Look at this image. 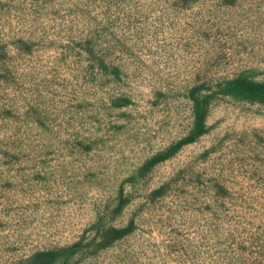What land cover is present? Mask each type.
<instances>
[{
  "label": "rangeland",
  "instance_id": "obj_1",
  "mask_svg": "<svg viewBox=\"0 0 264 264\" xmlns=\"http://www.w3.org/2000/svg\"><path fill=\"white\" fill-rule=\"evenodd\" d=\"M247 79L264 0H0V264H264Z\"/></svg>",
  "mask_w": 264,
  "mask_h": 264
},
{
  "label": "trees",
  "instance_id": "obj_2",
  "mask_svg": "<svg viewBox=\"0 0 264 264\" xmlns=\"http://www.w3.org/2000/svg\"><path fill=\"white\" fill-rule=\"evenodd\" d=\"M237 89H240L241 93L247 94L249 97H259L260 95L264 94V84L255 83L247 80H236L234 82ZM201 115V116H200ZM197 118V122L203 123L204 121V114H200ZM202 127L203 124H200ZM119 237L125 235V229L118 230L117 232Z\"/></svg>",
  "mask_w": 264,
  "mask_h": 264
}]
</instances>
